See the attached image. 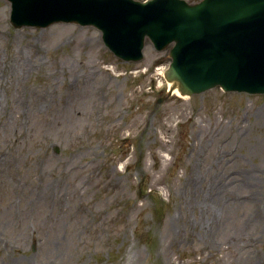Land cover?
Segmentation results:
<instances>
[{"label": "rangeland", "instance_id": "rangeland-1", "mask_svg": "<svg viewBox=\"0 0 264 264\" xmlns=\"http://www.w3.org/2000/svg\"><path fill=\"white\" fill-rule=\"evenodd\" d=\"M9 10L0 0V69L11 84V63L20 94L0 107V211L11 217L0 219V264H264V197L248 182L264 190V93L215 86L157 103L166 87L153 66H167L170 46L145 41L140 61H122L93 26L14 27ZM19 177L27 212L15 239ZM53 243L63 251L46 256Z\"/></svg>", "mask_w": 264, "mask_h": 264}, {"label": "water", "instance_id": "water-1", "mask_svg": "<svg viewBox=\"0 0 264 264\" xmlns=\"http://www.w3.org/2000/svg\"><path fill=\"white\" fill-rule=\"evenodd\" d=\"M16 26L74 21L102 30L124 59H137L147 36L160 49L170 41L166 78L181 94L216 84L264 91V0H9ZM24 5L29 16L16 19ZM122 9V10H121ZM142 10L144 11L143 14Z\"/></svg>", "mask_w": 264, "mask_h": 264}, {"label": "bare ground", "instance_id": "bare-ground-1", "mask_svg": "<svg viewBox=\"0 0 264 264\" xmlns=\"http://www.w3.org/2000/svg\"><path fill=\"white\" fill-rule=\"evenodd\" d=\"M14 63H15V61H14ZM8 64V63H7ZM7 64H5V66H3L4 68H6L7 69V71L9 70V76H11L12 78H11V84L13 83V82H15V86L18 84V82H17V80L15 79V77H14V73H15V70H14V67L11 65V63H9L8 65ZM6 71L3 69V68H1L0 69V92H1V89H3V91L5 92V99L2 97L3 96V94H1L0 95V107H2V106H6V105H10V106H14L13 104L15 103V97L17 96V95H19L20 93L19 92H17V91H15V88H14V91H12L11 92V90H10V83H8L9 82V80L8 79H5L4 80V76L6 75ZM14 86V87H15ZM13 87V86H12ZM51 87V86H50ZM173 93H177V90L176 89H174V91H173ZM88 94H89V92H88ZM183 98H187V96H185V95H183L182 96ZM2 98V99H1ZM96 100V99H95ZM26 102V100H25V98H24V96H22L20 99H19V102L18 103H25ZM28 102V101H27ZM87 102H88V99H85V100H81L80 101V103L82 104V106H83V109H85V107H84V105H86L87 104ZM4 104V105H3ZM71 107L72 108H74V106L71 104ZM76 110H78V109H76ZM16 117L14 116V119H15ZM3 124L4 123H2L1 125H0V127H2L3 126ZM222 159H224V157L222 156ZM5 162V161H4ZM3 162V163H4ZM220 163V160H219V162L217 163V164H219ZM0 165H1V163H0ZM0 171H2V170H0ZM199 179H197L196 177H192V178H190V182L191 183H197V182H199L198 181ZM248 182L250 183V186L252 187V188H254V194H260V195H262V197H264V190H263V186H262V184L260 183V181L258 180V178H257V176L256 175H254V176H252L251 178H248ZM197 188H199V187H197ZM199 191H200V189H199ZM201 192V191H200ZM43 196H44V194H43ZM208 197V196H207ZM196 198V197H195ZM36 199H38V203H42V200L39 198V197H37ZM197 198H196V201L195 202H193V207L195 208V207H197L198 206V202H197ZM202 202L204 203V205L205 206H207V204H208V206H209V201H207V200H205V201H203L202 200ZM239 204H243V202H241V203H239ZM22 211L24 212V206H23V208H22ZM207 211H208V209H207ZM37 214L39 215V216H41L42 217V215H41V213H39V211H37ZM208 215H212V214H208ZM4 216H5V218H6V220L8 221H10V218H9V216H8V218H7V216H6V212H4V214L0 211V219H1V223L5 226V227H7V223L5 222V221H2V220H4ZM43 219H40V221H41V223H44L46 220H45V218L44 217H42ZM173 220H175V217L174 216H168L167 217V224H168V226L171 224V220L172 219ZM209 218V217H208ZM20 229H22L21 228V226L20 225H17L13 230H12V232H13V234H14V236H15V239H18L19 238V231H20ZM59 241V240H58ZM60 242V241H59ZM44 245H45V243H44ZM60 247V244L59 243H53V246H50V249H49V251L48 252H46V256H49V254H54L55 252H57V250H58V248ZM63 251V248L61 249V251H59V252H57V253H60V252H62ZM21 260V258H19V257H16L15 259H14V263H19V261Z\"/></svg>", "mask_w": 264, "mask_h": 264}]
</instances>
